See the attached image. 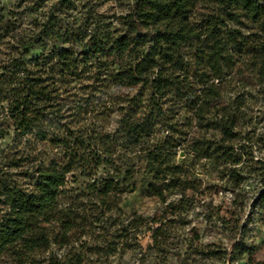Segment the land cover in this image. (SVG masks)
I'll list each match as a JSON object with an SVG mask.
<instances>
[{
    "label": "trees",
    "instance_id": "1",
    "mask_svg": "<svg viewBox=\"0 0 264 264\" xmlns=\"http://www.w3.org/2000/svg\"><path fill=\"white\" fill-rule=\"evenodd\" d=\"M248 98L264 0H0V264H153L195 191L174 157L238 164ZM140 171L160 217L121 205Z\"/></svg>",
    "mask_w": 264,
    "mask_h": 264
},
{
    "label": "rangeland",
    "instance_id": "2",
    "mask_svg": "<svg viewBox=\"0 0 264 264\" xmlns=\"http://www.w3.org/2000/svg\"><path fill=\"white\" fill-rule=\"evenodd\" d=\"M1 2L10 8L18 0ZM40 51L41 48H33L30 55ZM244 112L240 126L241 136L246 134V139L239 140L237 154L233 156L240 158L238 164L225 163L222 157L216 160L201 158L191 151L178 152L174 157L175 162L185 163L188 167L190 192L195 191L184 212L165 215L162 235L160 232L165 243L161 251L153 255V264H243L250 256L253 262L264 260V249L257 248L264 238V205L257 200L259 191L264 189V146L255 141L257 134L264 131L263 101L254 103L248 98ZM193 123L195 125V120ZM28 139L21 144L27 146ZM0 143L2 147L11 145L12 133ZM38 149H41L40 145ZM233 166L236 171L227 173ZM133 176L137 185L121 203L127 217L134 212L146 218L160 217L161 202L148 193L144 174L140 171ZM174 196L176 194L168 195L169 198ZM143 233L139 242L146 247L152 242L151 231L145 229ZM195 246L197 253L192 250ZM208 250L211 253H207ZM128 257L129 253L125 255Z\"/></svg>",
    "mask_w": 264,
    "mask_h": 264
}]
</instances>
